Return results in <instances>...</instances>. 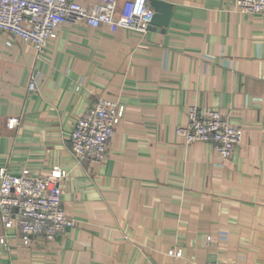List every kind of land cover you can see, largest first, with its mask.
<instances>
[{
  "label": "crops",
  "instance_id": "0c3cea01",
  "mask_svg": "<svg viewBox=\"0 0 264 264\" xmlns=\"http://www.w3.org/2000/svg\"><path fill=\"white\" fill-rule=\"evenodd\" d=\"M162 1L168 23L145 33L66 21L37 52L0 32V167L67 171L62 200L75 220L30 245L0 223V264H264V14L233 0ZM33 73L38 92L27 89ZM98 98L124 115L106 159L78 161L68 134ZM190 104L242 128L228 158L176 134Z\"/></svg>",
  "mask_w": 264,
  "mask_h": 264
},
{
  "label": "built area",
  "instance_id": "2783aa9c",
  "mask_svg": "<svg viewBox=\"0 0 264 264\" xmlns=\"http://www.w3.org/2000/svg\"><path fill=\"white\" fill-rule=\"evenodd\" d=\"M232 9L245 14H264V0H233ZM154 14L148 0H125L118 8L116 0H103L89 7L75 0H0V32L32 44L41 52L56 37L58 26L66 21H83L87 25L105 26L145 33ZM11 43L5 42L6 46ZM27 89L39 91V75L31 74ZM124 115V106L105 98L95 100L73 122L68 134L69 149L73 157L103 162L117 126ZM187 123L176 128V134L185 144L209 142L222 158H228L241 142L242 128L232 125L227 115L218 109L199 108L190 104L186 108ZM19 116H11L7 127L20 124ZM68 172L54 169L45 174L23 169L18 174L0 167V223L13 230L22 244L30 245L41 235L47 241L64 235L75 225L62 200L64 181ZM5 237L0 238V243ZM180 249H170L168 255L181 256ZM205 264H236L224 260Z\"/></svg>",
  "mask_w": 264,
  "mask_h": 264
},
{
  "label": "water",
  "instance_id": "95a60500",
  "mask_svg": "<svg viewBox=\"0 0 264 264\" xmlns=\"http://www.w3.org/2000/svg\"><path fill=\"white\" fill-rule=\"evenodd\" d=\"M151 3L154 6V14L149 26H165L171 17L170 4L162 0H152Z\"/></svg>",
  "mask_w": 264,
  "mask_h": 264
}]
</instances>
